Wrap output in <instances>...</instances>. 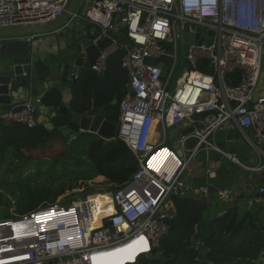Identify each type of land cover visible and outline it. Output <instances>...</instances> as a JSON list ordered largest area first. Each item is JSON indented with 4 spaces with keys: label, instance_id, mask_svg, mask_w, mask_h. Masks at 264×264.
Instances as JSON below:
<instances>
[{
    "label": "built area",
    "instance_id": "built-area-1",
    "mask_svg": "<svg viewBox=\"0 0 264 264\" xmlns=\"http://www.w3.org/2000/svg\"><path fill=\"white\" fill-rule=\"evenodd\" d=\"M68 2L0 0V28L49 21L61 15ZM73 18L90 25L92 44L111 41L91 66L95 72H103L110 53L124 50L121 67L128 83L116 136L135 156L137 168L111 191L113 212L101 216L98 227L92 226L89 195L1 218L0 264H93L98 252L141 237L149 251L136 259L151 253L167 234L171 198L181 195L186 178L194 177L196 155L211 150L220 158L237 160L217 145L218 130L252 128L258 143H264V87L258 88L264 68V0H91ZM184 24L190 43L182 36ZM120 30L122 40L115 36ZM177 48L182 56L174 52ZM160 56L165 60L145 61ZM167 61L169 69L164 68ZM203 61L213 73L198 68ZM178 66L183 72L174 79ZM234 70L239 71V82L230 85L226 76ZM34 113L27 102L22 111L4 112L0 119L30 127ZM178 124L193 130L174 141L178 148L173 149L169 130ZM188 138L196 140L191 148L186 146ZM195 193L205 197L209 187L199 186ZM223 195L234 203L233 189L225 188ZM132 263L136 261L127 264Z\"/></svg>",
    "mask_w": 264,
    "mask_h": 264
},
{
    "label": "trees",
    "instance_id": "trees-1",
    "mask_svg": "<svg viewBox=\"0 0 264 264\" xmlns=\"http://www.w3.org/2000/svg\"><path fill=\"white\" fill-rule=\"evenodd\" d=\"M118 40L124 38L123 31L115 34ZM124 50L118 49L110 53L105 60L102 73L91 67L82 68L71 86L69 107L73 112L84 114L97 111L99 108L116 99L111 105L105 119L111 123L119 122V104L127 92L128 77L121 67ZM199 69L213 73V68L206 61L198 64ZM238 70L226 76V82L236 85L239 82ZM41 102L46 106L58 107L62 104L60 88H49ZM88 143L84 155L74 157L75 178L89 180L96 176H104L111 188L116 189L129 180L137 168L135 156L119 138L104 143L96 135ZM61 138L73 154L75 141L66 140L62 133L53 128L46 133L44 123L30 127L26 124L0 119V165L7 157L17 160L30 159L24 152L44 147L49 141ZM82 154V153H81ZM84 157L85 160L84 161ZM72 184L50 185L33 184L19 190L16 202V214L22 215L40 206L52 204L65 190L73 189ZM173 213L166 218L167 234L150 255H140L137 264H264V203H255L248 209H242L232 203L220 215L209 214L208 204L202 198L187 195L173 196ZM14 216L7 210L2 218ZM198 223H202L198 243L194 242V234ZM204 246L207 251L204 260L198 259V247Z\"/></svg>",
    "mask_w": 264,
    "mask_h": 264
},
{
    "label": "water",
    "instance_id": "water-1",
    "mask_svg": "<svg viewBox=\"0 0 264 264\" xmlns=\"http://www.w3.org/2000/svg\"><path fill=\"white\" fill-rule=\"evenodd\" d=\"M43 1V0H40ZM50 1V0H44ZM82 0H69L64 11L58 17L39 24H26L12 27L0 28V108L4 112H20L24 104L29 102L35 107L34 124L44 123L46 133L53 128L60 132L67 128L68 133L78 135L81 132H90L102 138L104 143L115 139L118 123H111L105 119L107 109L117 103L114 99L97 111H89L84 114L75 113L69 106L61 104L58 107L46 106L41 100L46 89L61 82L69 80V70L73 68L71 81L74 82L82 67H91L95 64L100 51L107 48L111 41L104 38L96 45L90 39H79L74 35L66 41L70 47L65 54H56L52 58H41L34 53V38L41 34L55 31L74 30L69 29V24L73 14L78 10ZM178 25V23L176 24ZM188 25H183V39L186 43L191 42V34L187 32ZM198 32L203 29L198 28ZM209 34H212L209 33ZM211 43V38L206 44ZM188 44L185 45V50ZM165 56L158 58H146L147 63H157L164 61ZM161 76H165L162 72ZM23 97H19L20 93ZM193 130L189 126L184 128L175 138L171 139L173 149L178 148V144L173 142L180 139ZM66 139L69 135L65 136ZM218 142L223 140H234L232 132L218 130L215 133ZM196 143L194 138L186 140V146L191 148ZM180 155L181 153L178 152ZM264 195L263 192L256 193V197ZM202 223H198L194 234V242L198 243V236L201 232ZM155 249H152L153 252ZM207 249L204 246L198 247V259L204 260ZM52 264V263H50ZM137 264V263H132ZM210 264H212L210 262Z\"/></svg>",
    "mask_w": 264,
    "mask_h": 264
},
{
    "label": "crops",
    "instance_id": "crops-1",
    "mask_svg": "<svg viewBox=\"0 0 264 264\" xmlns=\"http://www.w3.org/2000/svg\"><path fill=\"white\" fill-rule=\"evenodd\" d=\"M81 1L77 13H82L91 3ZM69 29L59 30L51 33L41 34L34 38V53L41 58H52L56 54H65L70 47L66 41L73 35L79 39H90V25L83 19L73 18L70 21ZM84 68V67H82ZM81 68V69H82ZM80 69V70H81ZM73 68L69 70V80L66 83L54 85L61 90L62 104L69 106L71 99V75ZM49 89V88H48ZM46 89V91L48 90ZM24 93H20L19 97H23ZM4 110L0 108V114ZM184 128L183 124H178L169 130V137L174 138ZM62 137L69 135L68 143L75 141L78 135L68 133L67 128H63ZM171 131V132H170ZM235 135L234 140H223L220 148L224 151L233 153L236 161L220 156L213 151H200L192 162L193 178H186V187L182 191V195L193 196L204 199L208 204L209 214L220 215L231 205L223 195L225 188L233 189L236 194L234 203H237L242 209H248L255 203L257 207L259 203H264V195L256 197V193L260 189H264V143H258L255 132L252 128L244 131L236 129L231 131ZM95 135L90 132H81ZM243 140V144H239V140ZM65 144V143H64ZM169 145H172L168 141ZM66 145V144H65ZM76 148V145H75ZM75 150V149H74ZM204 152V158L201 153ZM201 156L198 158V156ZM206 185L209 187V194L202 197L195 193V189L199 186Z\"/></svg>",
    "mask_w": 264,
    "mask_h": 264
},
{
    "label": "rangeland",
    "instance_id": "rangeland-1",
    "mask_svg": "<svg viewBox=\"0 0 264 264\" xmlns=\"http://www.w3.org/2000/svg\"><path fill=\"white\" fill-rule=\"evenodd\" d=\"M89 1L83 0L85 3ZM174 52L176 55L182 56L179 48ZM170 66V61L164 64V68L169 69ZM182 72V67L178 66L174 71V79H178ZM261 87H264V68L261 71L258 82V88ZM93 137L91 134L79 133L78 138L74 142L76 148H74L73 154L69 153L70 151L63 140L57 138L49 141L44 147L25 151L24 154L28 155L30 159L17 160L13 156L7 157L0 165V219L2 218L1 214L5 210L14 216L18 215L16 214V202L19 197V190L22 187L32 186L33 184L43 183L51 187H55L58 184H72L74 186L73 189H67L62 195L57 197V202L59 203H68L77 197L93 193H99L100 195L110 194L112 191L111 183L104 176H96L82 181L81 178H75V174L72 173L75 171L76 166L72 155L81 158ZM216 143L220 146L221 142L217 141ZM238 143L243 144L244 142L240 139ZM201 154L204 158V152ZM84 161H86L85 157ZM208 212H210L209 209ZM14 216H8V218Z\"/></svg>",
    "mask_w": 264,
    "mask_h": 264
},
{
    "label": "bare ground",
    "instance_id": "bare-ground-1",
    "mask_svg": "<svg viewBox=\"0 0 264 264\" xmlns=\"http://www.w3.org/2000/svg\"><path fill=\"white\" fill-rule=\"evenodd\" d=\"M86 199L95 220L92 226L98 227L100 225L99 218L113 212L111 196L109 193L102 195L93 193ZM148 251L147 241L141 237L111 249L98 252L92 257V261L93 264H127L135 261L139 254Z\"/></svg>",
    "mask_w": 264,
    "mask_h": 264
},
{
    "label": "clouds",
    "instance_id": "clouds-1",
    "mask_svg": "<svg viewBox=\"0 0 264 264\" xmlns=\"http://www.w3.org/2000/svg\"><path fill=\"white\" fill-rule=\"evenodd\" d=\"M136 260H137V259H136ZM136 260H135V261H136Z\"/></svg>",
    "mask_w": 264,
    "mask_h": 264
}]
</instances>
